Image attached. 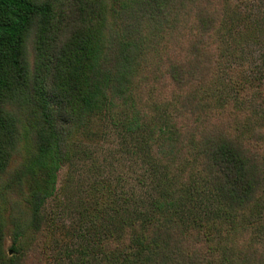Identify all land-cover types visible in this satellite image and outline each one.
I'll list each match as a JSON object with an SVG mask.
<instances>
[{
    "label": "trees",
    "instance_id": "1",
    "mask_svg": "<svg viewBox=\"0 0 264 264\" xmlns=\"http://www.w3.org/2000/svg\"><path fill=\"white\" fill-rule=\"evenodd\" d=\"M237 1L0 0V264L46 263V201L103 111L145 133L158 175L103 258L264 264V128L213 92Z\"/></svg>",
    "mask_w": 264,
    "mask_h": 264
},
{
    "label": "rangeland",
    "instance_id": "2",
    "mask_svg": "<svg viewBox=\"0 0 264 264\" xmlns=\"http://www.w3.org/2000/svg\"><path fill=\"white\" fill-rule=\"evenodd\" d=\"M233 9L213 92L224 104L245 106L264 128V0H238ZM117 119L105 111L93 115L74 138V156L60 167L44 207L52 221L45 264H113L98 252L99 238L156 194L158 175L145 152V133H129ZM205 198L196 212L213 208Z\"/></svg>",
    "mask_w": 264,
    "mask_h": 264
}]
</instances>
